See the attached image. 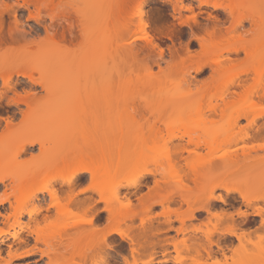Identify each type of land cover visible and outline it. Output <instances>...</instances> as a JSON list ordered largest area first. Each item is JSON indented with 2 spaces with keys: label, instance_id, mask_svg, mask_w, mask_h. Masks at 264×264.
Masks as SVG:
<instances>
[{
  "label": "rangeland",
  "instance_id": "1",
  "mask_svg": "<svg viewBox=\"0 0 264 264\" xmlns=\"http://www.w3.org/2000/svg\"><path fill=\"white\" fill-rule=\"evenodd\" d=\"M109 2L110 0H65L61 3L55 2L45 5L47 7L41 8L39 16L40 19H43L42 21H49L51 16H61L64 12L77 11L85 13L88 17L89 7L95 8L98 7L99 3L108 4ZM175 3L176 0H128L123 14L113 15L108 12L107 15L100 16L88 28V40L84 42L79 38L73 44L61 43L59 39L54 41L46 39L45 32L41 29L37 30L34 21L27 22L26 19H23L26 22L25 29L32 32L35 37L32 40L36 41V44L27 46L24 41L21 43L9 42L0 47V71L12 73L13 80L19 79L24 83L22 89L25 91L30 92V89L32 90L30 96H26L24 91L18 88L21 97L7 92L0 101L2 107L0 116L14 118L13 127L10 130H6L4 121H0V174L14 176L13 178L7 176L9 179H6L5 184H0V199L7 198L10 200L5 204L0 203V264H102L104 261H111L112 257H118L119 264H125L123 258L127 259L126 264H146L145 262L153 254L152 250L150 248L143 249L141 254L132 257L130 238L138 236V229L144 223L153 229L157 226H160V229L166 227L161 224L166 220L162 215L169 213V211H179L182 215L190 211L187 205L179 203V195L174 196L176 201L174 203L164 206L155 203L162 197L169 196L165 195L166 193L177 189L175 185H170V183L182 179V177L188 183L189 189H199L191 181L196 179L195 174L203 166L204 159L193 156L188 162L192 170L185 167V174L181 171L177 174L173 170L167 169L166 171L162 170L157 175V179H164L169 183L163 187L162 194L164 195H145L148 190L142 187L138 195L122 198L121 215L116 226L121 230L125 240L117 235L109 238L107 244L111 245L114 250L107 248L104 250L97 244L96 231L92 225L88 224L91 215L86 213L81 206L64 205V203L56 200L54 207L48 211L45 210L52 203L51 192L54 195H59L60 182L67 179V176L47 165L46 160L40 157L39 145H35L27 152H21L22 140L19 137L30 123L46 121L56 114L58 106L55 104V99L39 85L33 88L27 86L29 80L17 75V68L19 74L26 73L39 80L44 75L40 66L59 55L68 57L69 60L71 58L81 60L82 56L91 51L101 38L100 31L98 35V21H101L103 26L102 19L107 21L104 36L107 43L106 58L111 77L112 80L117 79V72L120 71L124 87L121 90L122 93L119 92L121 95L118 96L120 98L119 106L107 108L105 112L97 113L94 118L95 112L89 110L91 115L89 120L90 132L88 129L82 131V126L88 122V119H84L86 109L76 110V150H95L98 147L97 142L107 138L108 133L112 135L122 129L128 123L127 121H131L130 119L133 117L137 119L145 117L149 121H140L137 124L138 137L145 136L156 142V146L148 153L146 159L145 164L148 169H154L156 163L168 168L175 161L174 152L179 144H190V148H195L197 144L209 142L212 145L211 150H200L203 157L207 156L209 150L212 152L211 155L219 157L230 151L233 152L234 149H239V154H242L243 151L258 150L260 154L264 155V150H260L264 148V140L253 138L264 124V58H257L252 54L247 55L244 51V49L251 50L253 53L257 48L259 51L264 50V0H180L178 9L181 10L177 12L174 10ZM184 6L186 8L191 6L193 11L182 9ZM31 9L34 10L33 7ZM27 14V11L22 13L24 17ZM209 14L221 22L223 19L229 18L224 24L225 26L222 27L223 37L215 35L216 29L213 27L216 28L217 21L208 19ZM251 16L254 17V22L248 19ZM150 18L157 23L163 34L170 32L174 34L173 39L163 38L164 57L162 61L155 54H149L146 50L137 56L128 55L122 47L121 39L124 38L125 28L131 26L135 30L139 20L146 22ZM194 18L202 25L208 23V30L197 27L194 24ZM5 19L3 32L7 38L10 19L7 16ZM196 37L204 41V48L195 41L194 38ZM134 38H137L135 44L138 48L145 46V41L140 39L145 38V35L139 33ZM134 38H130L129 42H132ZM189 42L192 52L190 59L183 61L182 58L170 54L169 49L174 50L176 48L175 50L179 49V53L182 52L180 54L183 55V50ZM240 47L244 49H241L238 54L232 52L234 48ZM46 48L49 50L45 51ZM158 60L161 62L160 67L156 64ZM218 65L222 66V70L212 79V67L216 68ZM80 73L78 71L69 74L64 79V83L70 86L77 84L81 77ZM241 76L248 79L246 87L241 90L242 92L240 91V97H233V85ZM60 81L61 79L59 83ZM160 84H163L161 86L165 88L163 89L164 92L162 87L158 89ZM3 87V82L0 79V92ZM153 89L156 93L161 94L158 90L163 93L161 96L157 94L158 98H155L157 95H152ZM112 93L110 94L112 95ZM97 94L93 93V95ZM88 95L92 94L88 93ZM151 96L157 99L156 103L155 99L151 100ZM159 97L162 98L163 102L160 101ZM8 98L14 99L18 104L8 107L6 104ZM149 100L150 103H152L151 101L153 103L149 104ZM165 100H176V105H167L169 101L165 102ZM179 100L180 103H186L182 105L178 103ZM216 103L229 104V112L231 113L249 111L251 118L257 117L258 119L255 123L242 120L234 128L228 126L218 116H213L207 121L199 119V114H207L209 107ZM105 125L107 128L104 130L103 126ZM224 130H233L238 140L243 137L244 141L240 142L234 149L219 146L216 142L220 141L218 138L220 133H223L225 137ZM50 133V129H44L39 138L46 141ZM43 156L45 157V155ZM139 172V168L131 171L126 175L125 180L134 179ZM20 173L27 175V177L19 179ZM178 175L182 177L179 178ZM254 179L264 180V171ZM152 180V178H148L143 183ZM118 181L119 179H115L108 183L105 195H115L120 186ZM83 188L86 186L83 185L79 189ZM36 189L40 192L38 194L40 201L25 205L23 204L26 200L19 201L21 197H27ZM177 190L175 191L177 192ZM128 191L134 190L129 189ZM128 191L122 188L119 195H124ZM220 193L225 194V191L218 189L216 194ZM85 195L89 196L93 193L81 194V196ZM201 196L193 195L195 200L192 207L200 205ZM103 206L100 204V207ZM216 206L217 210L225 208L231 212H236L239 208L241 211L247 210L241 204H236L234 209L220 203H217ZM38 209L43 211L33 219H30L27 214L22 216L19 214L24 210L36 211ZM248 211L251 212L250 209ZM196 216V220L187 222L186 226H189L190 230L192 225L199 226L201 222H207L206 219L209 215L198 212ZM172 219L175 220L174 215H172ZM235 219L239 222L243 220L238 216ZM256 222L257 225L255 226H258L260 224L259 217H256ZM113 226V224H107L104 221L99 224L98 228H112ZM173 226L175 230H169V232L158 235L156 239H152L161 244L158 243L157 245V254L153 264H159L163 260H168L164 264H175L174 260L176 259L182 260L181 262L184 264H210L217 258L218 260L223 258L222 252H219L215 245L212 246L211 251L214 252L212 253L214 255L211 258H207V254L201 246L197 247L194 243L193 246L190 245L193 241L204 244L205 238L202 233L197 234L198 237L196 235L195 240L192 233H188L189 236L188 234L184 236L176 232V229L182 226L181 223L175 221ZM209 228L210 230L214 229L212 225ZM242 228L247 230L245 226ZM254 228L256 227H252V229ZM217 230L224 231L225 227L217 228ZM4 232L6 234H2ZM15 232H19L17 237L11 238L10 234ZM238 232L240 233V231ZM261 233L263 232L258 235H262ZM257 237V235L253 237V241L256 243L259 242V237ZM184 239H186L187 247L182 243ZM142 240L143 238H140L143 243ZM213 240H219L218 234L213 237ZM231 240L236 246L237 240ZM166 241L176 242L178 247L167 245L165 244ZM223 243L227 244L228 248H233L229 242H220L222 246ZM262 244L264 245V243ZM194 245L197 249L189 248L190 246L194 247ZM226 248L224 253L228 256L227 264H241L239 261L234 262L229 259L230 255L232 256V250ZM221 260L223 261V259ZM252 264H264V261L255 259Z\"/></svg>",
  "mask_w": 264,
  "mask_h": 264
},
{
  "label": "bare ground",
  "instance_id": "2",
  "mask_svg": "<svg viewBox=\"0 0 264 264\" xmlns=\"http://www.w3.org/2000/svg\"><path fill=\"white\" fill-rule=\"evenodd\" d=\"M63 1L65 0H0V47H3L9 42L21 43L24 41L27 46L36 44V41L32 40L35 39L32 32L25 29L26 22H24L23 19H26L27 22L34 21L37 25L36 29L43 30L45 32L46 39L48 40L54 41L55 39H59L61 43L73 44L81 38L85 42L88 40V28L90 25L99 19L100 16L103 17L104 14L107 15L108 12L113 15L123 14L128 3V0H110L108 4L99 3L98 7H89L88 17L85 13H79L76 11L64 12L61 16H51L49 21H42L43 19H40L41 17L39 14L41 8L47 7L45 6L47 4H54L55 2L61 3ZM179 2L180 0H176L174 6V10L176 12L181 10L178 9ZM31 7H33L34 10H32ZM182 9H186L191 12L193 11L191 6L187 8L184 6ZM25 11L28 12L26 17L22 15ZM6 16L10 19L9 35L7 38L3 32V25L5 23ZM208 16V19L217 21L215 24L216 28L213 27V29H216L215 35L223 37L224 34L222 33V27L225 26L224 24L229 20V18H225L221 22V20L213 17L211 14ZM248 19L251 20V22H254V17L251 16ZM193 21L197 27L208 30V23L202 25L196 18H194ZM106 22L107 21L102 19V26L101 21H98V35L100 31L102 36L99 38L97 45L91 51L82 56L81 60L72 58L69 60L68 57L59 55L40 66L44 75L40 77L39 80H36L33 76L26 73L19 74L17 68V75L26 77L29 80V85L27 86L33 88L39 85L48 95L55 99V104L58 106L56 114L46 119V121L30 123L23 131L24 135L22 134L19 137L20 140H22V146L20 148L21 152H27L35 145H39L41 154L40 157L46 160L47 165L54 167L59 173H65L67 176V179L60 182L61 185L59 195H54V193L51 192L50 196L52 203L46 207L45 210L48 211L51 207H54V201L56 200L60 201V203H64V205L81 206L84 208L86 213L91 215V219H89L88 224L92 225L96 231L95 235L98 240L97 244L104 250L106 248L114 250L111 245L107 244L109 238L113 235H117L120 236L122 240H125L121 230L116 226L121 215L120 209L122 205V198H130V195H138L142 187H145L148 190V193L145 195H164L162 194V191L164 190L163 187L165 185H169V183L164 181V179H157V175L160 174L162 170L166 171L167 169L171 171L173 170L177 174L179 171L185 174V167L187 169H191L188 164L191 157H199L204 159V163L203 166L200 167L199 172L195 174L196 179L191 181L193 184L197 185L199 189H189L188 183L181 175H178V177L180 178L181 176L182 179L180 178L174 180L173 183H170V185L173 184L177 187L178 190L175 189L177 192L173 190L166 193L165 195L169 196L162 197L155 203L156 205L161 206L174 203L176 202L174 196L179 195V203L181 205H187L190 208V211L184 215L180 214L179 211H169V213L162 215L166 218V220L161 223L166 227H161L162 229L159 228L160 226L153 229V227H147L145 223L142 224L141 228L138 229V236L130 238V253L132 257L141 254V250L150 248L153 254L150 253L152 255L145 263L153 264L154 257H156L157 254L156 248L159 241L156 243L152 239H156L158 235L167 231L169 232V230H175L173 223L177 221L182 225L180 228L176 229L178 234L185 236L188 233H192L194 235V239L196 240L195 236L202 233L205 238V242L203 241L204 244L202 242L201 244L200 242L195 243V241H193L190 245L193 246L194 243L197 247L201 246L202 250H204L207 254V258H211V256L214 255L212 254L214 252L211 251L212 246L214 245L217 246L219 252H222L221 254L223 255V258L221 259H223V261L221 259L218 260L217 258V260L215 259L214 262L210 264H227L228 256L225 255L224 251H226L225 248L228 245L226 244V246L223 243L224 245L222 246V243L220 244V242H229L233 245L234 242H232L231 239H236L238 243L236 246L233 245V248L231 249L228 247L226 248L232 250V256L230 255L229 259L234 262L239 261L241 264H252L255 259L264 261V245L262 244L264 243V180L254 179L257 175L264 171V155L260 154L258 150L250 152L243 151L242 154H239V149L234 148L240 142H243L244 138L241 137L238 140L233 133V130H224L226 133L225 137L223 133H220L218 137L220 141L216 142L219 146L222 145L226 148H233V152L230 151L226 155L218 157L211 155L212 152L210 150L212 145H210L209 142L197 144L195 148H190V144H179L174 152L175 161H173L168 168L156 163V167L154 169H148L145 164L148 153L154 149V146H156L155 140L146 138L145 136L138 137L137 124L140 121H149L145 117L140 119L133 117L130 119L131 121H127L129 124L126 123L122 129H119L112 135L108 133L107 138H103V140L97 142L98 147L95 150H76V110L82 108L86 109L87 112L84 114V119H88V122L82 126V131H86L88 129V132H90V109L95 112L93 114L94 118L97 113L101 111L105 112L107 108L110 109L112 106L117 107L120 105V98L118 96H121L120 94L122 93L121 90L124 87V84L122 82V74L120 71L117 72L118 78L112 80L111 71L107 64V43L104 36ZM136 27L137 28L135 30L132 29L131 26L125 28L124 38L121 39L124 51L128 55L137 56L139 53L146 50L149 54H155V56L162 61L164 57V49L162 47V42L164 41L163 38L173 39V32L163 34L158 28L157 23L152 18L146 22L139 20ZM139 33L145 35V38H140L146 43L142 48H138L135 44L137 38L134 37ZM130 38H134L132 42H129ZM194 39L201 47L204 48V41H202L201 38L196 37ZM175 49H169L172 56L182 58L183 61L192 57L190 42L185 46V50L182 49L184 56L180 54L182 52L179 53V49ZM241 49L244 48H234L232 52L238 54ZM48 50V48L45 49V51ZM244 51L247 55L252 54L257 58H264V50L259 51L257 48L253 51V53L251 50L244 49ZM159 60L156 64L160 67L161 62ZM221 70L222 66L220 65L216 68L212 67V79H214V76L218 75ZM78 71L81 72V77L77 81V84L70 86L64 83V79L69 74H73ZM247 75L246 77H248ZM0 79L4 85L3 90L0 92V101L3 96L7 94V92L14 93L15 95L21 97V94L18 93V88L22 89L24 83H22L19 79L13 80L12 73L9 72L4 73L3 71H0ZM60 79L61 81L59 83ZM247 80V78L242 76L238 78L237 83L233 85V97L241 96V90L245 89ZM161 85L163 84H160L158 89H161ZM163 89L165 88L162 87V91ZM154 90L155 89L152 91ZM22 91H24L26 96H30V92H32L31 89L30 92L25 91V89H22ZM158 91L161 94L164 92H161L160 90ZM114 92H117V95ZM88 93H91L92 95H88ZM93 93L98 94L93 95ZM110 93H112V95ZM154 94L157 95L159 93L154 91L152 95ZM161 94L159 95L161 96ZM151 97V100H153L158 98V95L155 98L153 96ZM161 100L162 98H160V101ZM154 101L156 103L157 99ZM167 101L165 100V102ZM151 102L153 103V101ZM152 103H150L149 100V104ZM175 103L176 100L169 101L167 105H176ZM178 103H180V100ZM6 104L10 107L11 105H17L18 103L14 99L8 98ZM180 104L184 105L183 103ZM1 108L2 107L0 105V109ZM229 111V104L216 103L209 107L207 114L202 113L199 114L198 117L201 120L207 121L213 116H218L232 128L238 126L242 120L255 123L258 119L257 117L251 118V113L249 111H237L233 113ZM13 120L14 118L12 117L4 118L0 116V121H4L6 130H10L13 127ZM106 128L107 125L103 126L104 130ZM44 129L51 130L50 136L46 141L39 138L40 133ZM253 138L264 140V124L260 129H258ZM202 149H210L207 156L203 157L201 155L200 150ZM260 150H264V148H261ZM43 155H45V157ZM182 162H184V164H181ZM138 168L140 172L134 179L125 180L128 173ZM7 176L9 178L14 177L12 175ZM7 176L0 174V184H5V181L8 178ZM18 177L19 179H23L24 177H27V175L25 176L20 173ZM148 178H152L153 180L143 183V181ZM115 179H119L118 183L120 186L118 191L115 195H105L108 183L110 181H114ZM124 181L125 183L123 184ZM83 185H85L86 188L79 189ZM122 188L127 191L129 189L134 191H128L124 195H119L120 189ZM218 189H223L225 194H216ZM86 192H91L93 195L81 196V194ZM39 193L40 192L36 189L27 197H21L19 201L26 200L23 205L30 202L35 203V201H40L38 195ZM193 195H202L200 205L197 207H192L195 200ZM139 201H141V199H139ZM6 202H10V200L7 198L0 199L1 204H5ZM217 203L228 206L232 209L235 208L236 204H241L247 210L241 211L240 208L236 212H231L225 208H219V210H217ZM261 203H263V205H261ZM100 204H103L104 206L100 207ZM249 209L251 212L248 211ZM42 211L43 210L40 209L36 211L24 210L19 214L20 216L27 214L30 219H33L37 215L41 214ZM198 212H204L209 215L206 219L207 222H201L199 226L192 225L190 230V227L186 226L187 222L196 220V213ZM104 214H106V217H104ZM172 215H174L175 220L172 219ZM236 216L242 218L243 220L241 222L237 221V219H235ZM256 217L260 218V224H258V226H255L257 225ZM104 221L107 224H113L114 226L112 228L105 227L103 229H99V224ZM210 225L214 227L213 230H210ZM242 226L247 227V230L245 228L243 229ZM204 227L206 230H204ZM220 227H225V230L218 231L217 228ZM252 227L256 228L252 229ZM238 231H240V233ZM260 232H263L261 233L262 235H258ZM18 233L19 232L10 234L11 238H16ZM2 234H6V232ZM192 234L191 236H193ZM217 234L219 236V240L214 241L213 237ZM255 235L259 237H257L259 239V242L257 243L253 241V237ZM140 238H143V243L140 241ZM166 242L167 243L165 244L167 245H172L175 248L178 247L176 242ZM182 243H184L187 247L186 239H184ZM164 246L162 245V247ZM192 246L189 248L197 249L195 245V248ZM111 261L107 260L102 264H119L118 257H112ZM123 261L125 264L127 263L126 258H123ZM181 261L182 260L176 259L174 260V263L184 264ZM167 262L168 260H163L160 261L159 264Z\"/></svg>",
  "mask_w": 264,
  "mask_h": 264
}]
</instances>
